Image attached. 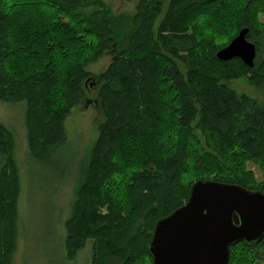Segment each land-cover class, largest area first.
I'll use <instances>...</instances> for the list:
<instances>
[{
  "label": "trees",
  "instance_id": "16d2710c",
  "mask_svg": "<svg viewBox=\"0 0 264 264\" xmlns=\"http://www.w3.org/2000/svg\"><path fill=\"white\" fill-rule=\"evenodd\" d=\"M108 1L0 0V99L25 102L23 155L48 160L88 92V65L110 53L94 80L105 118L73 181L62 247L69 263L89 244L82 264H152L154 225L193 181L264 190L247 165L264 166V103L229 83L264 81V0H169L166 11L163 0H138L129 16ZM241 28L257 45L250 65L217 55ZM14 133L0 121V264H12L18 232ZM43 174L55 189L60 180ZM262 253L264 237L234 242L228 264H258Z\"/></svg>",
  "mask_w": 264,
  "mask_h": 264
},
{
  "label": "rangeland",
  "instance_id": "374dc122",
  "mask_svg": "<svg viewBox=\"0 0 264 264\" xmlns=\"http://www.w3.org/2000/svg\"><path fill=\"white\" fill-rule=\"evenodd\" d=\"M115 15H132L136 10L138 0H109ZM169 0H163L164 11L167 10ZM163 11V12H164ZM264 19V15H260ZM127 27V25L125 26ZM112 56L106 53L97 61L90 62L88 68L92 70L91 79L87 80V93L77 106L71 108L66 116L65 130L67 140L58 144L48 160L38 163L28 152L27 129L24 124L25 102L5 101L0 99V121L14 130L15 156L20 170V187L17 196L18 232L16 247L11 255L12 264H82L89 256V244L79 252L73 263L65 258L62 247L65 228L61 219L70 212L72 197L74 196L73 181L77 179L79 168L86 157L88 160L94 142L99 133V124L105 118L102 104L98 99L95 74H99L110 63ZM183 70L186 65L180 62ZM237 91L249 94L264 103V81L257 83L244 75L229 80ZM28 178L24 182V170ZM247 165L253 170L257 178L264 180V166L256 160H248ZM55 176L57 187L50 189L44 179V172ZM24 177V179H23ZM65 186L60 189L61 181ZM263 259L258 264H264ZM85 262V261H84ZM113 264H119L113 262Z\"/></svg>",
  "mask_w": 264,
  "mask_h": 264
},
{
  "label": "water",
  "instance_id": "95a60500",
  "mask_svg": "<svg viewBox=\"0 0 264 264\" xmlns=\"http://www.w3.org/2000/svg\"><path fill=\"white\" fill-rule=\"evenodd\" d=\"M241 28L218 57L253 64L257 48ZM188 199L157 219L148 248L152 264H228L232 243L264 237V190L231 180L193 181Z\"/></svg>",
  "mask_w": 264,
  "mask_h": 264
}]
</instances>
